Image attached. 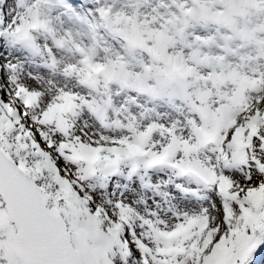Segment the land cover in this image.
<instances>
[{"label":"snow or ice","instance_id":"6c2138e0","mask_svg":"<svg viewBox=\"0 0 264 264\" xmlns=\"http://www.w3.org/2000/svg\"><path fill=\"white\" fill-rule=\"evenodd\" d=\"M0 264H264V0H0Z\"/></svg>","mask_w":264,"mask_h":264}]
</instances>
